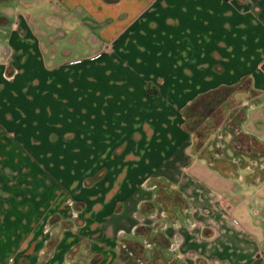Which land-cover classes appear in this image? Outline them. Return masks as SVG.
Masks as SVG:
<instances>
[{
  "label": "crops",
  "instance_id": "obj_1",
  "mask_svg": "<svg viewBox=\"0 0 264 264\" xmlns=\"http://www.w3.org/2000/svg\"><path fill=\"white\" fill-rule=\"evenodd\" d=\"M0 264H264V0H0Z\"/></svg>",
  "mask_w": 264,
  "mask_h": 264
},
{
  "label": "rangeland",
  "instance_id": "obj_2",
  "mask_svg": "<svg viewBox=\"0 0 264 264\" xmlns=\"http://www.w3.org/2000/svg\"><path fill=\"white\" fill-rule=\"evenodd\" d=\"M78 43L80 44L81 42H78ZM81 50H82V48L79 47L77 51H81ZM80 59H81V60H86L87 58H84V57H83V58H80Z\"/></svg>",
  "mask_w": 264,
  "mask_h": 264
}]
</instances>
